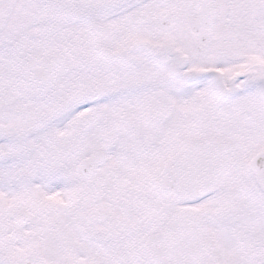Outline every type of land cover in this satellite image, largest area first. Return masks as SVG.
Returning <instances> with one entry per match:
<instances>
[{
  "label": "snow or ice",
  "instance_id": "1",
  "mask_svg": "<svg viewBox=\"0 0 264 264\" xmlns=\"http://www.w3.org/2000/svg\"><path fill=\"white\" fill-rule=\"evenodd\" d=\"M0 264H264V0H0Z\"/></svg>",
  "mask_w": 264,
  "mask_h": 264
}]
</instances>
